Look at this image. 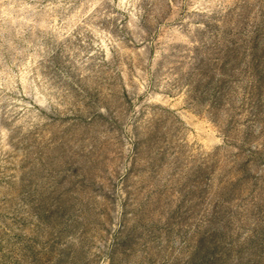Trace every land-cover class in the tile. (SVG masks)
Returning <instances> with one entry per match:
<instances>
[{
    "label": "rangeland",
    "instance_id": "rangeland-1",
    "mask_svg": "<svg viewBox=\"0 0 264 264\" xmlns=\"http://www.w3.org/2000/svg\"><path fill=\"white\" fill-rule=\"evenodd\" d=\"M0 264H264V0H0Z\"/></svg>",
    "mask_w": 264,
    "mask_h": 264
}]
</instances>
